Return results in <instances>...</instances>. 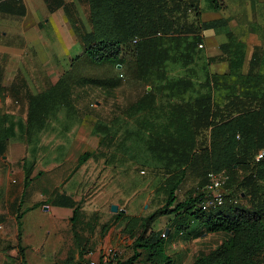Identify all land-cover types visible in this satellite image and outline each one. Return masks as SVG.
<instances>
[{
	"label": "trees",
	"instance_id": "16d2710c",
	"mask_svg": "<svg viewBox=\"0 0 264 264\" xmlns=\"http://www.w3.org/2000/svg\"><path fill=\"white\" fill-rule=\"evenodd\" d=\"M84 1L88 6L90 31L80 39V56L72 61L71 67L52 89L49 106L56 113L64 109L66 116L72 117L74 103L89 94L84 85L100 89L116 86L112 78L74 76L72 72L76 63L100 66L114 62L115 68L122 70V55L129 49L134 56L133 72L142 80L150 75L151 70L161 71L168 62H180L184 69H188L201 54L198 32L206 30V24H201L198 32L192 31L191 25L187 26V12L193 11L198 16L192 4L183 0ZM209 4L214 10L224 8L223 0H209ZM231 77L207 71L204 85L208 92L191 96L188 94L195 85L181 78L170 88L180 93L181 99L171 100L168 94L167 100L160 102L150 88L127 106L129 115H141L138 131L147 134L146 149L163 164L162 190L166 194V208L162 205L145 217L128 216L122 212L115 215L123 221V233L132 240L133 252L126 264L140 260L141 251L145 253L142 264L173 263L165 252V239L152 230L159 218L170 215H174V219L169 228L180 235L199 229L203 236H224L211 252L199 254L191 264H264V87L247 85L241 74ZM222 85L228 92L220 103L213 92ZM165 87L169 88V84ZM233 88H242L241 93ZM95 103L99 102L95 100ZM93 104H86V110L90 111ZM95 118L98 121L97 115ZM40 122L27 118L29 125ZM0 124L4 125L5 121L0 119ZM97 125L106 130L100 123ZM8 131H0V140L16 136ZM30 135L33 134H24L26 138L21 139L27 144ZM259 152H263V157L256 162ZM94 155L95 152L82 153L76 168ZM22 169L23 186L26 187L32 171L24 161ZM221 171L228 176L224 186L226 197H238V201L202 210L200 202L207 175ZM186 174H193L201 188L188 190L184 199L177 201L175 192ZM231 187L234 190L228 192ZM50 204L72 209L70 221L80 208V201L75 203L71 197L58 193ZM41 206L46 204L39 203L33 209ZM19 219L20 216L17 218L18 242L21 240ZM78 252L80 254V250Z\"/></svg>",
	"mask_w": 264,
	"mask_h": 264
},
{
	"label": "rangeland",
	"instance_id": "374dc122",
	"mask_svg": "<svg viewBox=\"0 0 264 264\" xmlns=\"http://www.w3.org/2000/svg\"><path fill=\"white\" fill-rule=\"evenodd\" d=\"M181 22L184 23V20ZM66 39L57 40L54 47L56 60L63 67L68 66L71 58L75 62L80 55V46L74 41L69 44ZM50 43L54 44V40H50ZM121 63L122 70L115 68L114 62L100 66L76 63L75 71L72 72L74 76L112 78L116 86L100 89L84 85L83 88L88 89L89 94L74 103L72 117L62 116L50 120L49 126H52L53 132L30 135L27 144L24 140L26 136L23 137L27 133L18 134L9 138L17 142L15 149L8 150L5 146L0 151V158L4 157L6 161L19 159L18 169L21 168L20 162L24 161L32 174L39 177L33 188L39 189L40 195H47L46 189L59 182L61 191H67L80 201L79 211L73 221L61 220L63 212H36L26 216L22 221L23 233L31 234L32 239L25 264H88L90 258H100L106 248L113 249L115 256L105 264H126L132 256V240L123 233V221L115 215L122 212L128 216L145 217L162 205L165 206L163 164L157 162L146 149L147 134L138 131L141 115H129L126 108L150 88L160 102H165L168 94L171 100L181 99L178 96L180 93L170 89L181 78L195 85L189 96L206 94V61L198 55L188 69H184L180 62H168L161 71L151 70L150 75L142 80L133 72L134 56L131 50L123 53ZM168 84L169 88L165 87ZM222 87L224 85L213 92L220 103L228 92ZM233 89L241 93L242 88ZM77 91L81 92V89ZM95 100L99 103L93 104ZM90 102L93 105L87 111L85 106ZM97 123L106 130L100 129ZM23 143L26 145L24 150L21 148ZM84 152H95V155L76 168L77 160ZM9 169L0 166L2 172ZM192 188L198 191L201 187L193 174H186L175 192L177 201H182ZM233 190L231 187L228 192ZM42 203L44 205L45 201ZM113 205L117 206L116 213L111 212ZM173 219L174 215L161 217L152 227L158 236L165 239L164 249L172 259V264H191L199 254L211 252L224 238L222 234L203 236L199 229H191L188 235L184 232L180 235L173 229L174 236H169L167 227ZM53 225L57 227L56 232ZM165 227L168 229L166 236ZM47 232H50L49 237ZM41 239L45 242L40 247ZM144 258L145 253L141 251V259L132 264H142Z\"/></svg>",
	"mask_w": 264,
	"mask_h": 264
},
{
	"label": "crops",
	"instance_id": "0c3cea01",
	"mask_svg": "<svg viewBox=\"0 0 264 264\" xmlns=\"http://www.w3.org/2000/svg\"><path fill=\"white\" fill-rule=\"evenodd\" d=\"M183 1L198 11V16L193 11L186 13L187 26L198 32L200 25L206 24V30L198 32L201 37L198 48L202 46L200 55L206 59L209 74L231 78L241 74L247 85L264 87V0H223L221 11L212 9L209 0ZM89 31L88 6L84 0H0V119L5 121L0 124V131L9 129L13 135L47 134L53 132L49 126L52 118L69 117L64 109L57 114L49 106L52 89L74 60L71 58L68 66L63 67L56 60L54 47L62 38L80 46L81 37ZM29 117L41 122L29 125ZM17 145L16 141L0 140V151L5 146L8 150L15 149ZM25 147L23 143L21 148ZM6 160L0 158V166L10 168L0 171V264H24L32 239L31 234L23 233L22 221L26 216L63 212L60 219L69 221L72 209L51 206L50 201L56 193L71 197L75 203L79 201L61 191L59 182L46 189L47 195H40L39 189L33 188L39 180L34 174L24 187L23 161L18 169L19 159ZM44 201L46 206L31 209ZM18 216H22L20 242ZM52 228L56 232V225ZM167 228L170 236H174V230ZM39 242L41 247L45 241Z\"/></svg>",
	"mask_w": 264,
	"mask_h": 264
},
{
	"label": "built area",
	"instance_id": "2783aa9c",
	"mask_svg": "<svg viewBox=\"0 0 264 264\" xmlns=\"http://www.w3.org/2000/svg\"><path fill=\"white\" fill-rule=\"evenodd\" d=\"M202 46L199 45V48ZM263 157V152H259L255 158L258 162ZM228 176L224 171L217 173H209L207 175L206 185L203 188V198L200 202V207L202 210H208L209 208H216L222 206L225 202L229 204H236L238 197L227 198L224 191V186L226 185ZM115 256V252L111 248H106L102 253L100 258H90L88 264H105L110 262Z\"/></svg>",
	"mask_w": 264,
	"mask_h": 264
},
{
	"label": "water",
	"instance_id": "95a60500",
	"mask_svg": "<svg viewBox=\"0 0 264 264\" xmlns=\"http://www.w3.org/2000/svg\"><path fill=\"white\" fill-rule=\"evenodd\" d=\"M166 208V206H164ZM111 212L116 213L117 212V206L113 205L111 207ZM168 234V229L165 230L164 235L166 236Z\"/></svg>",
	"mask_w": 264,
	"mask_h": 264
}]
</instances>
